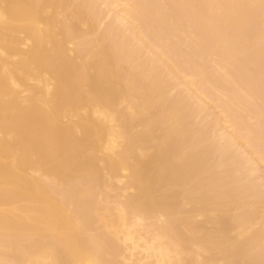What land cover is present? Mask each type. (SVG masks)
<instances>
[{"label": "bare ground", "instance_id": "obj_1", "mask_svg": "<svg viewBox=\"0 0 264 264\" xmlns=\"http://www.w3.org/2000/svg\"><path fill=\"white\" fill-rule=\"evenodd\" d=\"M259 12L0 0V264H264Z\"/></svg>", "mask_w": 264, "mask_h": 264}, {"label": "rangeland", "instance_id": "obj_2", "mask_svg": "<svg viewBox=\"0 0 264 264\" xmlns=\"http://www.w3.org/2000/svg\"><path fill=\"white\" fill-rule=\"evenodd\" d=\"M166 12H167V11H166ZM166 12H165V14L168 15L169 13H168V12L166 13ZM259 13H260V12H259ZM176 15H177V18L180 17L179 14H176ZM258 15H259V16H257V17H260V19L258 20V18H256V21H255L256 23L254 22V23L251 25V28L246 29V31H245V35H246V33H247L246 37H247V36H248V37H252V35L255 33L254 30L252 31V29H255V30H256V27H257V29H262V28H264V26H262V25H264V16H262L261 13L258 14ZM260 15H261L262 17H261ZM261 19H262V20H261ZM257 20H258V21H261V22H257ZM259 23H261V25H260ZM255 24H257V25L259 24L261 27H260L259 25H258V26L255 25ZM253 25L256 26V27H254ZM167 26L170 27L171 24H170V23H169V24L167 23ZM167 26H166V28H167ZM252 26H253V27H252ZM259 27H260V28H259ZM262 30H264V29H262ZM229 32H230V31H229ZM229 32L226 33V35L224 36V38H225L226 40H228L227 37H228V35H230ZM252 32H253V33H252ZM249 34H250V36H249ZM251 34H252V35H251ZM229 37H230V36H229ZM229 37H228V38H229ZM174 42H175V41H174ZM168 44H169V43H168ZM168 44H167V45H168ZM186 45H188V47H186ZM180 46H181L182 48L179 47V51H182V52H186V51L189 52V50L191 49V45H190L189 42L181 43ZM166 47H167V46H166ZM188 48H190V49H188ZM236 48H237V47H236ZM185 49H186V50H185ZM239 49H240V48L235 49V53H236V52H237V53L234 54V55H236V56H235V59L237 58V59L239 60V62L237 61V59H236V60L234 59V60H235V62L237 63V65L241 67L239 70H241L242 72H245V73H243V74L245 75V77L247 76V74H248L249 78L251 77V78H250L251 81H249L250 84L247 83V81H245V84H246V83L249 84V85L252 86L253 89H255V90H256V88L258 87V88H257L258 93L261 94V96H264V95H262V94H264V84H261V83H264V81H260V82L258 81V82H257V80H256V79H257L256 76H258L257 74H259V73L262 71V69H264V66H261L262 63H261L260 61H258V60H251L250 55H247L248 52H246L247 54H245V53H244L245 51L242 52V50H241V49L239 50ZM236 50H237V51H236ZM238 51H239V52H238ZM242 53H243L244 55H243ZM239 55H240V56H239ZM239 57H240V58H239ZM246 58H248V59H246ZM249 61H251V63H249ZM241 62H242V64H241ZM257 62H258V63H257ZM243 63H244V64H243ZM248 63H249L250 65H249ZM254 63H255V64H254ZM251 64H252V65H251ZM245 65H246V66H245ZM243 67H244V68H243ZM243 70H244V71H243ZM251 70H252V72H250ZM258 70H261V71L259 72ZM241 71H239V72H241ZM256 72H258V73L256 74ZM232 73L235 75L236 72L234 71V72H232ZM252 73H254V74L252 75ZM233 74H232V75H233ZM243 74L241 73V76H242ZM249 74H250L251 76H250ZM254 75H256V76H254ZM252 76H253L255 79H254ZM243 77H244V76H242L241 78H243ZM245 77L243 78V80L245 79ZM258 83H259V84H258ZM254 84H255V85H254ZM256 84H257V85H256ZM260 85H261V86H260ZM255 86H256V88H255ZM260 87H261V88H260ZM212 104H213V103H212ZM254 104H255L254 102H252V103L250 102V103L248 104V106L246 105V106H247V107H246V108H247L246 110L249 111V112H250V111H254L255 108H256V107H255L256 104H255V105H254ZM212 106H213V105H212ZM214 106H215V105H214ZM251 106H252V107H251ZM262 106H264V105H262ZM251 108H252V109H251ZM217 110H218V109H217ZM217 110H215V111H217ZM240 115H241L242 118H245L243 114L240 113ZM249 126H250V125H249ZM253 130H254V129H253ZM214 158H215V157H212L211 159L214 160ZM259 175H260V174H259ZM260 176H261V178H264V175L261 174ZM241 177H243V176H240V178H241ZM259 181H260V180H259ZM261 183H264V180H262ZM262 188H264V187H262Z\"/></svg>", "mask_w": 264, "mask_h": 264}]
</instances>
